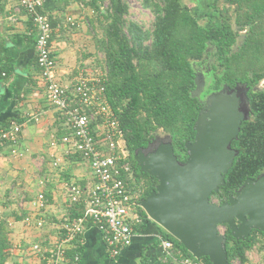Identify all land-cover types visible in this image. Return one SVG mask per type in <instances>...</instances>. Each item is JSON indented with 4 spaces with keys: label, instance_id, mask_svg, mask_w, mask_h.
Wrapping results in <instances>:
<instances>
[{
    "label": "trees",
    "instance_id": "16d2710c",
    "mask_svg": "<svg viewBox=\"0 0 264 264\" xmlns=\"http://www.w3.org/2000/svg\"><path fill=\"white\" fill-rule=\"evenodd\" d=\"M103 1L87 2L96 15L89 23L94 34L97 27L99 30L94 42L104 56L101 66L108 69L107 97L126 131L132 187L141 191L143 199L157 187L158 180L140 172L135 150L163 131L171 135L175 154L184 162L185 145L195 139L202 103L191 95L194 63L207 65V92L224 83L246 82L258 87L264 80V0H201L200 6L210 7L202 16L218 18V23L210 25L201 24L184 0H142L143 7L155 16L149 30L128 18L126 0H110L107 7L101 5ZM249 102L251 118L241 124L238 139L232 142L239 154L225 176V185L211 194L212 201H227L247 179L264 171V87L251 90ZM70 206L69 219L84 213V204ZM139 212L143 219H150L144 209ZM143 224L144 220L140 226ZM222 227L230 264H247L255 247L264 250L263 232L253 230L248 239L237 240L228 226ZM162 234L173 242L177 256L195 258L163 228ZM11 248L9 230L0 219V264H7ZM79 251L78 245L72 249V253ZM199 260L212 264L208 257Z\"/></svg>",
    "mask_w": 264,
    "mask_h": 264
},
{
    "label": "crops",
    "instance_id": "0c3cea01",
    "mask_svg": "<svg viewBox=\"0 0 264 264\" xmlns=\"http://www.w3.org/2000/svg\"><path fill=\"white\" fill-rule=\"evenodd\" d=\"M90 0H46L44 11L53 22L51 48L56 59V74L62 81L74 80L82 71L91 70L97 59L89 18ZM92 15V16H91ZM71 16L80 24L72 27ZM35 31L19 0H0V128L12 120L22 125L18 145L0 138V219L9 230L13 254L7 264H35L30 253L32 243L51 239L69 208L64 181H74L90 188L89 165L79 155L64 159L63 168L53 166L50 143L53 136L63 137L68 127L48 101L37 66ZM39 116L35 121L33 116ZM15 148L19 152H14ZM63 150L62 147L58 150ZM47 177L49 202L38 210L33 201L41 190L39 180ZM43 218L42 229L27 227L25 217ZM162 227L144 219L130 246L113 256L101 231L89 226L74 246L79 247L76 264H177L166 258ZM264 264V250L255 247L249 263Z\"/></svg>",
    "mask_w": 264,
    "mask_h": 264
},
{
    "label": "built area",
    "instance_id": "2783aa9c",
    "mask_svg": "<svg viewBox=\"0 0 264 264\" xmlns=\"http://www.w3.org/2000/svg\"><path fill=\"white\" fill-rule=\"evenodd\" d=\"M45 1L19 0V3L33 24L37 66L48 101L68 127L63 137H52L53 166L62 169V158L79 155L89 165L92 182L88 189L77 182L64 181L69 205L84 204V213L73 219L61 220L53 238L34 242L29 250L35 264H76L80 254L72 253V249L85 230L95 226L101 231L111 254L118 256L132 244L144 220L139 212L142 208L141 191L132 187L134 173L126 131L107 97L106 66L95 64L91 70L82 71L71 81L57 77L56 59L51 48L53 26L50 16L44 11ZM67 21L72 27L80 24L71 16ZM33 118L35 121L40 119L37 115ZM22 127L18 120H12L0 130V138L16 147ZM60 147L63 150H58ZM14 152L19 150L15 148ZM48 182L47 177L39 180L41 190L33 201L40 211L49 202L45 192ZM24 224L42 229L45 220L28 216L24 218ZM220 232L224 233V230ZM162 243L166 258L175 260L177 264H205L197 258L177 256L171 240L163 239ZM13 252L12 247L11 255Z\"/></svg>",
    "mask_w": 264,
    "mask_h": 264
},
{
    "label": "water",
    "instance_id": "95a60500",
    "mask_svg": "<svg viewBox=\"0 0 264 264\" xmlns=\"http://www.w3.org/2000/svg\"><path fill=\"white\" fill-rule=\"evenodd\" d=\"M194 81L191 95L204 107L194 126L195 139L185 145L186 161L178 159L168 133L147 150L135 151L140 172L158 180L141 206L195 258L230 264L227 236L220 227L228 226L237 240L248 239L253 230L264 233V171L255 179H247L227 201L210 199L225 185V176L239 154L231 145L238 139L242 122L249 119L247 112L240 110L247 101L242 90L237 87L230 91L226 84L202 99L207 86L205 74L196 70Z\"/></svg>",
    "mask_w": 264,
    "mask_h": 264
},
{
    "label": "rangeland",
    "instance_id": "374dc122",
    "mask_svg": "<svg viewBox=\"0 0 264 264\" xmlns=\"http://www.w3.org/2000/svg\"><path fill=\"white\" fill-rule=\"evenodd\" d=\"M126 1L128 2L129 6H130V13H129L128 18L131 20L137 21L140 25H142L143 29H145V30L151 29L153 26V21L155 19L153 12L151 10L143 7L142 0H126ZM184 2L192 8V11L196 14V16L198 17L199 22L201 24L210 25L212 22L218 23L217 17H215L214 19H211L210 17L202 16V12L209 10L210 7L205 6V5L200 6L201 0L200 1L199 0H184ZM109 3H110V0H104L101 5H104V7H107V6H109ZM221 4H222V2H221ZM198 6H200V7H198ZM93 17H96L95 13H93ZM98 31H99L98 27L95 29V34H94L93 30L91 31L93 41H95L94 35L98 34ZM242 33H245V31H243ZM96 54H97L96 64L97 65H101V64L103 65V59H104L103 54L98 53L97 50H96ZM208 60H211V59L209 58ZM208 62L211 63V61H208ZM194 64L196 67V63H194ZM204 72L206 73V71H204ZM205 76H206V74H205ZM206 80H207V85H208L209 80H208L207 76H206ZM258 87L259 88L264 87L263 81L259 84ZM249 117L251 118V115H249ZM156 134L159 135V137H160V136H164L167 133L162 131V132H158ZM220 230L223 232L224 227H220ZM236 263H238V262H236Z\"/></svg>",
    "mask_w": 264,
    "mask_h": 264
},
{
    "label": "flooded vegetation",
    "instance_id": "af4514ba",
    "mask_svg": "<svg viewBox=\"0 0 264 264\" xmlns=\"http://www.w3.org/2000/svg\"><path fill=\"white\" fill-rule=\"evenodd\" d=\"M205 58H207V55H205ZM206 68H207V65H205V64H199V65H197L196 64V70H198V71H202V72H204V71H206ZM205 73V72H204ZM206 74V73H205ZM223 85H225V83L224 84H222V86L220 87V88H212L209 92H207V88H208V86H209V82H208V85H207V87H206V92L202 95V99H205L206 97H207V95L208 94H210L211 92H213V91H218V90H220L222 87H223ZM227 85V84H226ZM229 86V85H228ZM239 88V90H242V92H243V96H244V98H245V100L247 101V102H245L242 106H240V110H244L245 112H247V114H248V116L249 115H251V107H250V102H249V93H250V91L251 90H253V91H255L256 89H257V86H250V85H248L246 82H237V83H235L233 86H229V89H230V91H232V90H235L236 88ZM202 103V108L204 107V103L203 102H201ZM249 119H250V117H249ZM244 122V121H243ZM242 122V123H243ZM159 137V135H157V134H155L152 138H151V140L147 143V145L146 146H143V147H139V148H137L136 150H138V149H144V150H147L149 147H150V145L151 144H153L155 141H156V139ZM231 147L233 148V149H235L232 145H231ZM135 150V151H136ZM133 157H134V159H135V152H134V154H133ZM136 161V160H135Z\"/></svg>",
    "mask_w": 264,
    "mask_h": 264
}]
</instances>
